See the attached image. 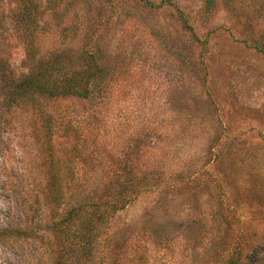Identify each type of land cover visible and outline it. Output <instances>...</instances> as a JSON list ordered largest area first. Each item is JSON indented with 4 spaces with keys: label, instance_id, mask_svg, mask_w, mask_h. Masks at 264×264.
<instances>
[{
    "label": "rangeland",
    "instance_id": "374dc122",
    "mask_svg": "<svg viewBox=\"0 0 264 264\" xmlns=\"http://www.w3.org/2000/svg\"><path fill=\"white\" fill-rule=\"evenodd\" d=\"M36 1L31 34L0 0V264H55L51 173L60 209L118 206L89 264H264V0ZM32 63L96 66L85 96L9 103Z\"/></svg>",
    "mask_w": 264,
    "mask_h": 264
},
{
    "label": "trees",
    "instance_id": "16d2710c",
    "mask_svg": "<svg viewBox=\"0 0 264 264\" xmlns=\"http://www.w3.org/2000/svg\"><path fill=\"white\" fill-rule=\"evenodd\" d=\"M17 2L18 7L13 18L22 30L32 34L37 25L40 6L36 0H17ZM214 4L215 0H206L205 5L211 9ZM258 48L264 53L261 45H258ZM95 66L91 70L76 74L77 76L57 81L56 79L50 80L47 75H35L36 70H33L34 63H32L29 73L24 77L17 80L14 77L7 79L6 83L9 86L8 101L9 103L15 102L28 96L31 98L35 93L52 98L85 96L89 91L90 79ZM46 127L49 128V126ZM45 137L47 141L51 140L50 133L47 130ZM48 183L47 196L51 203L56 206L54 214L58 217L51 224L59 244L55 264H89L92 249L95 248V242H97L100 234V225L103 223L104 214L115 213L118 206L115 202L100 199L90 203L81 201L69 208L60 209L62 203L61 181L51 173ZM100 205L104 207L97 215L98 208L95 209V207H100ZM97 216H99L98 220ZM18 233L22 232L18 231ZM228 264H238V259L231 258Z\"/></svg>",
    "mask_w": 264,
    "mask_h": 264
}]
</instances>
